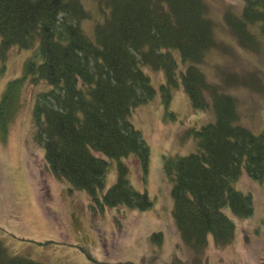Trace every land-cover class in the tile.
Returning a JSON list of instances; mask_svg holds the SVG:
<instances>
[{"label":"trees","instance_id":"16d2710c","mask_svg":"<svg viewBox=\"0 0 264 264\" xmlns=\"http://www.w3.org/2000/svg\"><path fill=\"white\" fill-rule=\"evenodd\" d=\"M222 2L0 0V141L22 107L24 87L42 86L34 97L33 142L49 173L66 180L70 190L84 191L94 209L145 211L153 201L134 190L122 162L131 157L134 164L127 163L136 171L138 164L146 180L150 148L131 117L142 114L139 106L152 101L157 87L166 111L182 86L193 107L210 110L212 120L183 132L196 141L194 151L163 155L174 222L182 243L193 249L202 250L208 235L217 246L231 243L235 224L224 210L240 217L253 213L251 194L236 189L235 181L243 170L264 179V129L238 123L234 97L209 80L208 67L212 51L228 52L221 36L224 43L244 46L246 58L264 52V0H239V11ZM221 74L222 81L245 86L260 80L251 73L248 81ZM165 116L179 117L173 110ZM112 160L115 181L106 187ZM152 237L160 243L162 234ZM0 264L41 263L11 257L0 245Z\"/></svg>","mask_w":264,"mask_h":264},{"label":"rangeland","instance_id":"374dc122","mask_svg":"<svg viewBox=\"0 0 264 264\" xmlns=\"http://www.w3.org/2000/svg\"><path fill=\"white\" fill-rule=\"evenodd\" d=\"M227 5L240 10L239 0H223L221 7ZM210 15L214 16L211 8ZM216 32L220 33L218 28ZM223 40L221 36L220 42L228 52L212 51L209 80L234 97L238 123L259 132L264 129V52L246 58L244 46ZM17 69L15 63L14 71ZM222 71L234 72L242 81L247 80L249 73L257 75L259 84L245 86L242 82L222 81ZM37 88L42 86L24 87L22 107L5 142L0 141V241L8 254L16 253L41 264H264V179H253L244 170L235 181V188L251 194L253 213L240 217L225 208L235 223V237L228 244L233 246L217 249L211 235L207 236V243L211 244L200 252L181 242L172 214V184L163 174V155H182L197 145L193 138L176 133L178 123L184 128L199 126L212 117L210 110L203 114L193 107L182 86L172 92L166 109L176 111L178 118L165 116L159 87L150 103L139 106L142 114L131 117L150 148L146 180H142L138 164L136 171L127 163L131 157L122 162L130 168L129 180L134 190L145 191L153 201L145 211L124 206L94 209L96 205L84 191H71L66 180L52 177L41 147L33 142L32 111ZM209 97L212 98L211 92ZM8 111L9 107L7 114ZM109 168L106 187L115 181L111 178L116 161L112 160ZM156 234L160 243L152 237Z\"/></svg>","mask_w":264,"mask_h":264}]
</instances>
